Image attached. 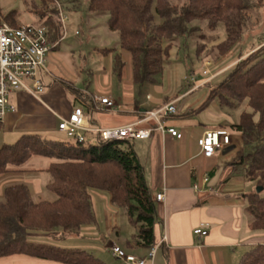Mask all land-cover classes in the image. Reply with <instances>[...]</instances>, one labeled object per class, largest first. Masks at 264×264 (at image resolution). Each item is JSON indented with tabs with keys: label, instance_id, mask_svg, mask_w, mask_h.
Instances as JSON below:
<instances>
[{
	"label": "trees",
	"instance_id": "16d2710c",
	"mask_svg": "<svg viewBox=\"0 0 264 264\" xmlns=\"http://www.w3.org/2000/svg\"><path fill=\"white\" fill-rule=\"evenodd\" d=\"M42 2L39 26L47 28L49 43L58 46L64 38L58 0ZM263 7L264 0H90L89 10L108 15L107 25L118 33L120 48L132 56L133 82L141 86L153 84L163 74L176 42L200 32L203 25L214 31L223 24L227 38L218 45L200 43L198 52L207 51L210 60L224 57L244 31L258 21ZM156 16L161 23H155ZM0 18L12 27L23 26L17 11L4 17L0 14ZM111 51L105 49L103 53ZM124 66L121 55H117L115 72L119 76ZM222 78L213 87L214 81L205 84L211 89L196 112L208 109L214 101L230 110L243 107L238 123L222 124L217 129H231L241 135L244 151L233 166L243 171L246 181L264 191V45L242 57ZM2 131L4 121L0 120ZM39 156L54 160L46 170L53 178L47 187L58 198L34 203L26 185L5 188L4 202H0V259L24 256L56 264H106L84 249L37 244L28 239L30 232L56 235L60 229L67 233L94 224L91 190L109 193L111 203L125 210L135 229L128 248L156 246V205L132 141H103L98 136L96 143H91L24 134L0 148V176L22 171L24 164ZM246 197L249 228L264 232V197L258 192ZM239 264H264V243L252 247Z\"/></svg>",
	"mask_w": 264,
	"mask_h": 264
},
{
	"label": "crops",
	"instance_id": "0c3cea01",
	"mask_svg": "<svg viewBox=\"0 0 264 264\" xmlns=\"http://www.w3.org/2000/svg\"><path fill=\"white\" fill-rule=\"evenodd\" d=\"M62 41L58 46H53L46 66L39 71L44 92L39 96L24 91L11 94L16 111L6 114L3 119L4 131L0 133V147L4 144H13L24 134H39L54 140L61 139L60 135L67 136L59 131L58 126L63 119L69 118L75 108L84 110L93 129H111L131 124H137L140 129H150L154 126L151 121H145L146 113L175 104L178 110L177 118L166 119L165 124L181 133V139L153 131L149 139L132 141L156 205L159 226L156 231L158 247L154 259H149L150 249L147 248L127 247L125 251L145 259L148 264H239L243 255L252 247L264 243V232H254L249 228L245 211L249 203L246 195L254 192L253 186H249L250 182L244 179L243 171L233 166L237 161L225 162L226 157L235 149L234 145L217 151L213 157L204 156L199 146V140L206 131L217 129L210 128L205 122L202 118L203 111L196 112L208 94L206 97L204 95L203 98L186 103L184 110L180 111L179 104L206 85H202L203 82L197 84L191 81L189 86L193 84L195 87L182 95L163 91L162 94L158 93L157 100L151 94H147L146 99L139 96V99L135 88L138 86L133 82L132 56L129 52L123 51L120 55L125 66L121 76L115 72V55L111 71L103 73L98 71L102 75L101 80L108 86V89H104L105 92H99L95 88L92 91L83 89L79 85L78 75L72 71L74 65L71 54L61 48ZM263 45L264 43L254 47L244 57ZM241 58L234 63L239 62ZM231 65L220 73L229 71L234 66L230 67ZM126 66L128 69L125 72ZM220 73L204 82L217 80L215 77ZM92 75L94 76V73ZM116 78L118 82L115 81ZM116 83L120 85L118 96L112 89ZM93 94L111 96L117 102V107L110 112L104 111L92 100ZM242 109L238 111L241 113ZM222 124L224 123L217 126ZM97 137L96 133L85 134L86 140L90 142L97 140ZM47 168L34 167L1 175L0 196L2 193L4 195V190L8 186L22 184L20 183L22 179L16 178L18 175L28 177L31 184L36 183L34 191L26 185L31 200L33 196L41 195L43 187L50 184L41 185L40 180V176L46 173ZM195 186H199V192H196ZM161 192H164L165 198L158 202L156 198ZM106 199L108 201L107 197ZM95 223L97 224V219ZM118 226L109 225V231ZM196 229L206 230L208 235L196 236L194 233ZM86 230H91L90 234L93 236L87 248L99 251L97 236L101 233V228L90 226ZM117 236L121 235L117 233ZM165 236L167 240L162 243ZM62 238L60 233L53 235L30 232L28 235L31 242H49L47 243L49 245L56 244ZM129 239L125 241L126 246ZM112 241L118 242L116 239ZM117 244L122 248L120 243ZM54 246L60 247L57 244ZM109 253L111 257L107 256L106 264H126L114 257L110 250ZM0 264L56 263L13 256L0 259Z\"/></svg>",
	"mask_w": 264,
	"mask_h": 264
},
{
	"label": "rangeland",
	"instance_id": "374dc122",
	"mask_svg": "<svg viewBox=\"0 0 264 264\" xmlns=\"http://www.w3.org/2000/svg\"><path fill=\"white\" fill-rule=\"evenodd\" d=\"M89 5L90 0H58V3H56L57 8L61 6L68 19L64 25L65 37L62 41L61 48L67 50L71 54L74 65L72 71L78 75V78L80 79L79 85L82 86L81 88L90 89L91 91L95 88L99 92H105L104 89H108V86L103 83L101 80L102 75L99 74L98 71H100V73L111 71L113 56L115 55L116 57L123 51H121L122 49L120 48L118 33L111 31L107 25L108 15L91 12L89 10ZM51 8H53V6H51ZM41 9H44L42 0H0V14L4 17L11 11H17L18 20L24 26L40 25L38 11ZM257 18L258 21L244 31L241 39L233 46L229 53L217 60L207 59V51L200 53L198 50L200 43H207L211 46L218 45L226 40L227 33L223 24H219L214 31L210 30L208 26L203 25V29L195 35L180 38L178 40L179 42H176L175 47L171 51L169 60L166 61L163 74L159 75L153 84H145L135 87L138 98L140 99L141 97V99H146L147 94H151L155 97V100H157L158 93L160 92L162 94L163 91L182 95L195 87L193 84L189 86V82H191L192 78L197 80V84L203 82L202 85H204L208 82H204L208 78L217 75V73H220L224 68L234 63V61H237L240 57L245 58L244 56L254 49V47L264 43V7L261 9L260 16ZM155 23H161V19L158 16H156ZM196 24L197 23L193 25L195 26ZM105 49H111L112 51L111 53L104 55L103 50ZM206 64H209V66ZM127 69L128 66H126L124 71L126 72ZM204 72L208 73L207 76H204ZM93 73L94 76L92 75ZM226 73L227 71L216 76L215 78H217V80H215L211 86L213 87L221 82L223 79L222 77ZM115 81L118 82L117 78ZM211 86L202 87L197 93H194L185 101L181 102L179 104L181 107L180 111L184 110L186 103L194 99L203 98L204 95L206 97ZM112 89L118 96L120 91L119 83H116L115 88ZM158 111L159 110L151 112ZM247 111L251 112V109H247ZM148 113L150 112H147L146 115ZM202 113V118H204L205 122L210 125V128H218L217 125L219 123L230 125L236 124L239 121L240 115L238 110H230L221 107L218 101H214L209 108ZM173 117L174 119L177 118L176 116ZM256 119L258 120V116H256ZM153 126L155 125L153 124ZM227 131L232 136L233 144L231 146L234 145L233 147H235V149H233V151L226 157L225 162H235L239 160L244 151L241 135L231 129H228ZM60 137L62 138L58 140L70 139L66 135H60ZM91 142L96 143V140H92ZM53 161L54 160L46 157H33L21 167V170H29L34 167L39 169L44 167L47 168L50 166L48 163H52ZM16 178L22 179V182L20 183L27 185L31 191H34L36 183H29L28 177L25 175H18ZM40 180L41 185H45L46 183H51L53 178L51 174L46 171L44 175L40 176ZM249 186H253L254 192H257L259 189L254 182H250ZM91 193L92 195L93 193L95 194L92 198V207L97 219V224L94 223L83 227L79 231L67 233H64L60 229L58 232H60L63 238L62 240H58L56 244L66 249H84L96 258L107 263V256L111 257L109 246L114 242L112 240L116 239L118 241L116 243H120L122 248L127 250L125 241L135 233V229L129 223L125 210L114 206L111 203L109 193L94 190H91ZM261 196L264 197V191L261 192ZM106 197L108 198V201ZM57 198L58 196L56 193L50 191L48 187H43L42 194L36 197L33 196L34 200H32L37 202L40 200L55 201ZM0 202H4L3 193L0 196ZM111 224L119 226L118 228L110 229L109 231L108 226ZM90 226L101 228V233H98L97 236L99 241V251L87 248V245L93 238L90 234L92 231L86 230ZM117 233L121 236H117ZM39 243L47 244L49 242H37V244Z\"/></svg>",
	"mask_w": 264,
	"mask_h": 264
},
{
	"label": "built area",
	"instance_id": "2783aa9c",
	"mask_svg": "<svg viewBox=\"0 0 264 264\" xmlns=\"http://www.w3.org/2000/svg\"><path fill=\"white\" fill-rule=\"evenodd\" d=\"M59 19L63 26L67 22L61 6H59ZM49 43L48 30L39 25L12 27L0 18V120L6 114L15 112L16 106L11 101L13 92L24 91L34 96L44 92V85L39 79V71L47 64L48 56L52 51ZM209 66V64H206ZM207 76V72L203 73ZM29 81V82H28ZM192 82H197L192 79ZM30 84H28V83ZM92 100L104 111L110 112L117 107V102L109 95L103 96L93 94ZM175 104L167 105L158 112H150L145 121H151L155 125L150 129H140L137 124H131L111 129H93L88 122V117L82 108H75L68 119H63L59 124V131L79 142H85L86 133H96L103 141L113 140H140L149 139L153 131H159L172 137L181 139L182 134L175 128L167 127L164 120L177 115ZM232 137L226 130H208L199 140V146L206 157H213L217 151L231 146ZM196 192L199 186L194 187ZM165 198L164 192L157 195L158 202ZM196 236L206 237L208 231L196 229ZM167 237L162 240L166 242ZM155 246L149 251V259L153 260L156 252ZM110 252L114 257L124 261L126 264H148L143 258L128 254L117 243H111Z\"/></svg>",
	"mask_w": 264,
	"mask_h": 264
},
{
	"label": "water",
	"instance_id": "95a60500",
	"mask_svg": "<svg viewBox=\"0 0 264 264\" xmlns=\"http://www.w3.org/2000/svg\"><path fill=\"white\" fill-rule=\"evenodd\" d=\"M262 191H263V189L262 188H259L257 192L258 193H261Z\"/></svg>",
	"mask_w": 264,
	"mask_h": 264
}]
</instances>
